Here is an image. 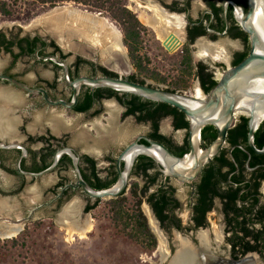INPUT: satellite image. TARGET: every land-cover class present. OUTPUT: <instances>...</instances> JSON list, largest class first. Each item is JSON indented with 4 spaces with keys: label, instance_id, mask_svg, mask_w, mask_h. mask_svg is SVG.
Masks as SVG:
<instances>
[{
    "label": "flooded vegetation",
    "instance_id": "flooded-vegetation-1",
    "mask_svg": "<svg viewBox=\"0 0 264 264\" xmlns=\"http://www.w3.org/2000/svg\"><path fill=\"white\" fill-rule=\"evenodd\" d=\"M101 1L103 6L98 10L84 8L120 30L131 69L124 66V53L101 60L96 51L86 48L83 53L73 48L74 44L58 43L51 33L36 29L0 31V76L39 90L30 93L0 78V93L10 105V127L23 133L25 141L17 144L27 151L23 156L20 147L0 148V196L18 195L27 212L18 222L36 225L44 220L65 224L61 213L74 202L79 203L73 212L79 213L80 219L75 224L83 223L99 208L108 211L112 222V202H122L131 216L141 214L145 237L154 243L141 247L162 264H171L183 245L187 255H203L204 264L248 260L264 264V155L250 152L248 125L240 123L241 117L249 120L245 113L236 114L237 121L218 154L198 175L184 182L171 176L170 170L183 172L193 167V160L173 159L191 154L186 116L188 125L183 126L174 113H169L173 109L161 103L85 84L73 108L54 106L42 93L53 102L70 103L74 97L70 83L81 78H110L198 97L196 92L192 95L176 87L175 82L189 66L197 75H210L218 81L223 72L248 57L250 39L241 24L249 12L248 0ZM114 11L129 20H116ZM125 28L132 36L129 44ZM158 30H162V37ZM140 62L167 83H149L137 70ZM165 67L175 68L177 76L161 75L159 68ZM197 75L193 77L200 94L207 96ZM207 127L200 132V151L217 138L216 128ZM67 149L78 158L82 180L94 191L116 187L125 174L127 183L122 193L107 199L88 196L78 186L74 159ZM58 153L57 165L48 171ZM1 173L9 179L7 185ZM33 186L34 195L30 190ZM131 223V232H136L138 220Z\"/></svg>",
    "mask_w": 264,
    "mask_h": 264
},
{
    "label": "rangeland",
    "instance_id": "rangeland-1",
    "mask_svg": "<svg viewBox=\"0 0 264 264\" xmlns=\"http://www.w3.org/2000/svg\"><path fill=\"white\" fill-rule=\"evenodd\" d=\"M0 1H7L14 10V15L11 17H5L0 14V31L5 30L8 32H18L21 30L33 31L36 29L42 34H50L41 25V21L48 16L50 10L38 7L30 0ZM63 6L78 9L86 13L89 12L86 10V8L73 3H68L59 7ZM91 14L98 16L95 13L89 12V15ZM58 41L59 40H57V42ZM69 41L70 43L79 45L80 47L87 45V43L82 42L77 37H72L69 39ZM96 53L99 55L100 59L103 60L100 51L96 50ZM122 55L124 58V66H126L128 69H131V66L128 62L127 53L124 51V54ZM148 70L150 72H155L151 71L150 69ZM159 72L161 75L164 74L169 77L177 76L176 69L171 67L159 68ZM147 79H149V83L156 84V82L151 78ZM189 81V87L186 90L190 94L195 95L196 88L199 87L198 82L194 79V77H191ZM0 103V120H2L0 121L1 143L8 145L24 142L25 138L22 136L23 133L18 129L16 130L10 127L12 117L9 116L8 118V113L6 117L2 116V114L5 113L4 109H7L8 106H10L2 92L0 93ZM1 175L2 179H4V185H7L9 179L3 173H1ZM30 190L33 195L36 194V186H33ZM3 199L7 200L9 210L8 213H10V215L7 216L6 213H3L0 216V230L8 225L12 226L14 224H19L21 231L13 238H8L0 233V264L160 263L159 258L157 260L151 258V255H148L146 251L142 249L140 244H135L130 241L122 233L121 227L119 229L114 227L111 219H109L107 210H103L102 208L96 209L95 211L89 213L86 218H84V224H75L74 221H78L80 219H78L79 213L77 214L73 212L75 211V207L79 206V203L76 205L74 202L70 208L68 206V210L66 208V210L61 213L62 219L66 221L65 224L44 220L41 221L40 224L36 225L34 222H18L20 221V217H25L27 215V212L21 207V202L18 198V195H1L0 200ZM29 199H34V196H30ZM2 217H9L10 220L6 219V222ZM11 220L12 222H10ZM88 222L92 224V228L91 232L86 233L84 238H81L76 234L72 236L68 235V230L76 231L80 228L83 229L84 225ZM12 239H16V245H13L11 242H9V240L11 241ZM160 246L161 244H159V247Z\"/></svg>",
    "mask_w": 264,
    "mask_h": 264
},
{
    "label": "water",
    "instance_id": "water-1",
    "mask_svg": "<svg viewBox=\"0 0 264 264\" xmlns=\"http://www.w3.org/2000/svg\"><path fill=\"white\" fill-rule=\"evenodd\" d=\"M248 6V15L241 21V24L244 32L248 34L250 39L249 55L238 66L229 68L223 72L218 80L217 85L207 96H203L201 98L193 97L187 94L168 92L163 89L150 87L148 85L131 83L122 79L110 78H81L76 82L70 83L74 90L73 101L70 103L64 101L53 102L48 98L45 92H41L44 94V97L48 103L54 106L63 105L65 108H73L77 102L80 87L85 84L93 88H110L116 91L138 96L152 102L164 103L178 109L189 120V138L191 140L192 150L188 158L173 159L177 162L193 160V167L190 170L183 172L176 169L170 170L171 176L177 178L180 181L189 182L192 178L199 174L207 162L211 161V159L218 154L224 145L228 130L233 127L237 121L236 114L238 113H245L249 117V148L256 154L264 155V148L259 150L254 144L255 132L259 125L264 121V118L259 120L256 117L258 107L260 105H264V93L254 92L251 89L254 82L264 80V37L254 24L256 14L259 12L261 7H264V0H248ZM112 61L114 60L112 59ZM0 78L8 80L18 87L23 88L27 92L36 93L39 91L32 90L26 85L21 84L9 77L0 76ZM243 99L250 100V108L247 109L241 107L240 103ZM189 102H196L197 105L192 106L189 104ZM207 126H213L216 128L217 138L209 147L203 151H200L198 147L200 132ZM19 147L22 148L23 156H25L27 151L24 147L18 144L5 145L0 143V148L2 149H12ZM133 148L134 146L130 147L120 159L124 158L126 154ZM67 151L74 159V166L78 175V186H82L88 196L96 199H107L116 198L122 193L127 183V176L125 174H121L120 181L116 187L106 191H94L82 180L78 168V158L73 155L70 149H67ZM166 153L168 152L166 151ZM169 155L172 157L171 154ZM59 157L60 153L57 154L54 164L48 171H51L57 165ZM21 173L24 172L21 171ZM25 174L29 176H36L30 173ZM3 200L7 201L6 199ZM6 214L10 215V213ZM245 262L246 261H242L240 264H244Z\"/></svg>",
    "mask_w": 264,
    "mask_h": 264
},
{
    "label": "bare ground",
    "instance_id": "bare-ground-1",
    "mask_svg": "<svg viewBox=\"0 0 264 264\" xmlns=\"http://www.w3.org/2000/svg\"><path fill=\"white\" fill-rule=\"evenodd\" d=\"M41 22H42L41 25L45 28V30L53 34L61 43L67 44L71 47L73 43H70L71 40L69 41V39L72 37H77L82 42L87 43L86 46L79 47L76 44H74L73 46V48L79 49L83 53L86 52V48H88V51L90 52L98 50L100 51L103 59H110L112 57H115V54L117 52L122 54L125 51L124 48H122V43H121L122 36L120 30L117 27H115L113 24H111L108 20L102 19L99 16H95L92 14L89 15V13L82 12L78 9H74L68 6L66 7L63 6L52 9L49 12L48 16L45 17ZM254 24L255 27L258 29V31L264 37V7L263 8L261 7L259 12L256 14V17L254 19ZM158 32L159 35L162 37L163 36L162 30H158ZM251 89L254 92L264 93V80H259L257 82H254L252 84ZM196 94L198 95V97L200 98L202 97L199 88H196ZM250 103H251L250 100L243 99L240 105L241 107L248 109L251 106ZM189 104L192 106L197 105L196 102H189ZM4 112L5 113H3L2 116L6 117L7 113L9 114L10 109L9 108L4 109ZM7 117L9 118V115ZM256 117L259 120L264 118V105H260L258 107L256 112ZM8 211L9 210H8L7 201H3V200L0 201V216L3 213L4 214L8 213ZM6 215L9 216V214ZM3 219L4 221H6V219H9V217ZM10 222H12V220ZM91 228H92V224L88 223L83 229L82 228L78 229L79 232L78 230L76 231L68 230L69 231L68 235L72 236L76 234L79 235L81 238H84L85 234L91 231ZM20 231H21V227L19 226V224H14L12 226L8 225L4 227L3 229L0 230V233L8 238H13L17 236V234H19ZM204 247H206V245ZM161 251H163V248H161ZM179 253L180 255H178V257L175 258L171 264H204L205 263V262L203 263V261H205L203 255L202 256L198 255L199 256L198 258L197 255H193L192 252H191L192 256L187 255L186 245H183V248ZM244 264H253V261L248 260Z\"/></svg>",
    "mask_w": 264,
    "mask_h": 264
},
{
    "label": "trees",
    "instance_id": "trees-1",
    "mask_svg": "<svg viewBox=\"0 0 264 264\" xmlns=\"http://www.w3.org/2000/svg\"><path fill=\"white\" fill-rule=\"evenodd\" d=\"M34 5L38 7H42L43 9L51 10L56 7L68 4V3H73L82 7H89L92 11L93 10H98L100 9L102 5L101 0H30ZM13 7L7 2V1H0V14L5 16V17H11L14 15V10L12 9ZM123 13V12H122ZM113 18L116 20L123 22L124 20H129L128 18H123L120 16L116 11H114ZM125 41L126 44H129L130 40L132 39L130 30L129 28H125ZM245 57V56H244ZM242 57L236 65H239L244 59ZM137 70L140 74L144 75L147 78H151L155 82H160V84H166L167 80L165 78H159L158 74L155 72H150L146 67L141 66V62L137 65ZM195 69L193 67H186L182 70V76L177 79L175 82L176 87L187 89L189 87V80L191 77L197 75L196 72L194 71ZM198 77H201V82L203 85V90L205 91L206 94H209L212 89L217 85L218 81H215L210 75L206 76L205 78L202 77L199 73L197 75ZM163 107L167 108H172L173 110H170L171 112L169 113H174L178 120L179 123L183 126H187L188 122L185 121L184 119V114L180 112L178 109L171 107L170 105L163 104L161 103ZM134 108L140 109V106H135ZM240 123L244 126L248 125V118L246 117H241ZM210 128V127H207ZM255 147L259 150L264 148V121L262 122L261 126L259 129L255 132ZM252 155L257 156L256 153L252 152ZM122 202H112L111 206V213H112V223L116 228L121 227L122 233L130 240H133L140 244L141 246H144L146 243L149 246H154L153 242H148L147 238L145 235L147 234V229L145 224L142 222V216L139 213H136L135 215L131 216L127 210L123 208ZM134 219L139 222V227L136 232H131V221H134ZM13 245L17 244L16 239H12L11 241L9 240Z\"/></svg>",
    "mask_w": 264,
    "mask_h": 264
}]
</instances>
